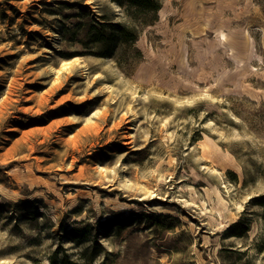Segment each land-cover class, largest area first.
<instances>
[{
    "label": "rangeland",
    "instance_id": "374dc122",
    "mask_svg": "<svg viewBox=\"0 0 264 264\" xmlns=\"http://www.w3.org/2000/svg\"><path fill=\"white\" fill-rule=\"evenodd\" d=\"M156 1L0 0V264H264V0Z\"/></svg>",
    "mask_w": 264,
    "mask_h": 264
},
{
    "label": "trees",
    "instance_id": "16d2710c",
    "mask_svg": "<svg viewBox=\"0 0 264 264\" xmlns=\"http://www.w3.org/2000/svg\"><path fill=\"white\" fill-rule=\"evenodd\" d=\"M113 3H116L120 8H123L128 17L133 19H138L140 15L143 16V21H140L141 24L149 25L151 22H153L151 19L149 20L148 16L151 14H156L158 10L160 9V5L156 0H110ZM105 25L106 23H100ZM113 30L117 31L119 33L121 39L124 41L132 40L134 37L129 38V30L122 26L120 23H114L112 24ZM131 36V35H130ZM109 37H106L105 35H100V31L98 33L96 32L92 39L95 42H103ZM256 205H259L260 207L264 208V194L259 195L253 199ZM235 236H239L237 234H234Z\"/></svg>",
    "mask_w": 264,
    "mask_h": 264
}]
</instances>
